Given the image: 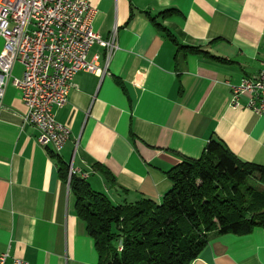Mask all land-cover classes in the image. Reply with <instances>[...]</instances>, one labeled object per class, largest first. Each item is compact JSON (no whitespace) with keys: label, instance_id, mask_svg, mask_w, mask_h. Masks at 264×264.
I'll return each mask as SVG.
<instances>
[{"label":"crops","instance_id":"crops-1","mask_svg":"<svg viewBox=\"0 0 264 264\" xmlns=\"http://www.w3.org/2000/svg\"><path fill=\"white\" fill-rule=\"evenodd\" d=\"M88 1L95 32L108 39L116 28L117 48L89 52L102 76L76 74L56 112L71 130L63 150L38 144L19 89L8 85L0 103V256L8 253V262H100L58 159L114 205L161 203L172 187L168 172L199 159L211 139L264 166V115L245 107L247 96L233 108L229 86L264 70V0ZM167 10L174 12L161 16ZM176 44L202 53H177ZM3 46L0 39V53ZM21 75L17 64L13 76ZM191 264H264V228L212 233Z\"/></svg>","mask_w":264,"mask_h":264},{"label":"trees","instance_id":"trees-1","mask_svg":"<svg viewBox=\"0 0 264 264\" xmlns=\"http://www.w3.org/2000/svg\"><path fill=\"white\" fill-rule=\"evenodd\" d=\"M176 45L177 53H202ZM58 162L76 197V213L95 241L99 264H191L212 233L246 235L264 228V166L241 161L219 140L211 139L199 159L184 160L168 172L172 187L161 203L141 199L114 205L85 178L73 174L69 180V166ZM94 167L114 182L106 168Z\"/></svg>","mask_w":264,"mask_h":264},{"label":"built area","instance_id":"built-area-1","mask_svg":"<svg viewBox=\"0 0 264 264\" xmlns=\"http://www.w3.org/2000/svg\"><path fill=\"white\" fill-rule=\"evenodd\" d=\"M96 13L88 0H0V103L8 85L19 89L27 108L25 124L37 131L38 144H52V151L61 152L71 137L56 112L68 102L76 74H103L87 60L89 52L99 45L110 56L117 48L116 28L108 39L95 32ZM17 64L22 67L20 78L13 76ZM229 86L233 108L241 107V97L247 96L245 107L264 115V70ZM8 259V253L2 254L0 264H29Z\"/></svg>","mask_w":264,"mask_h":264},{"label":"bare ground","instance_id":"bare-ground-1","mask_svg":"<svg viewBox=\"0 0 264 264\" xmlns=\"http://www.w3.org/2000/svg\"><path fill=\"white\" fill-rule=\"evenodd\" d=\"M45 145V144H44ZM52 145V144H51ZM56 152H58L59 153V151H56ZM74 174V172L71 170L70 171V174H69V180H70V178H71V176Z\"/></svg>","mask_w":264,"mask_h":264},{"label":"rangeland","instance_id":"rangeland-1","mask_svg":"<svg viewBox=\"0 0 264 264\" xmlns=\"http://www.w3.org/2000/svg\"><path fill=\"white\" fill-rule=\"evenodd\" d=\"M253 184H257L258 185V182H253Z\"/></svg>","mask_w":264,"mask_h":264}]
</instances>
